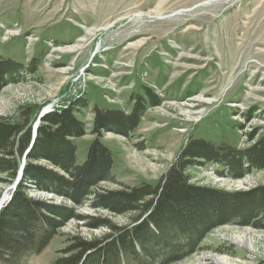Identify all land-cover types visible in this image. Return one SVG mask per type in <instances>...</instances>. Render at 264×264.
<instances>
[{
  "label": "rangeland",
  "instance_id": "1",
  "mask_svg": "<svg viewBox=\"0 0 264 264\" xmlns=\"http://www.w3.org/2000/svg\"><path fill=\"white\" fill-rule=\"evenodd\" d=\"M0 57L23 66L40 59L36 73L0 88V116L16 119L19 108L29 104H39L40 114L75 96L87 100L77 114L87 128L75 139L78 162L96 137L93 106L130 113L131 95L144 96V88L160 98L146 107L133 132L101 131L116 182H101L100 188L155 183L190 138L245 148L250 133L254 139L264 135V0H0ZM217 169L206 162L186 171L192 183L227 191L264 184V168L241 179ZM16 177L7 183L9 177L0 175V200L10 197ZM29 185L32 197L72 205ZM74 210L127 222L87 202ZM104 231L89 228L83 219H68L29 264H51L69 237L89 239ZM239 235L252 247L237 242ZM199 246L172 264H257L264 260V229L224 224Z\"/></svg>",
  "mask_w": 264,
  "mask_h": 264
},
{
  "label": "trees",
  "instance_id": "2",
  "mask_svg": "<svg viewBox=\"0 0 264 264\" xmlns=\"http://www.w3.org/2000/svg\"><path fill=\"white\" fill-rule=\"evenodd\" d=\"M39 64L37 57L27 66L0 57V88L33 75ZM131 100L130 113L93 106L92 133L96 137L83 162L77 160L75 139L87 129L77 116L88 105L85 98L75 96L44 113L34 138L32 127L39 104L21 106L16 119L0 116V175L9 177L7 183L17 176L20 158L29 148L16 187L0 208V264H29L73 218L105 231L89 239L69 237L61 256L51 264H172L200 248V241L221 225L264 229V184L227 191L192 183L186 171L210 162L218 166V174L241 179L252 170L263 169L264 135L254 139L250 133L251 143L245 148L190 138L155 183L118 182L119 188H100L101 182H116L112 152L100 140L101 131L127 135L137 129L147 106L160 103L148 88H144V96L133 94ZM31 183L72 205L28 195ZM86 202L94 210L125 216L127 222L117 224L108 217L77 214L74 206Z\"/></svg>",
  "mask_w": 264,
  "mask_h": 264
},
{
  "label": "water",
  "instance_id": "3",
  "mask_svg": "<svg viewBox=\"0 0 264 264\" xmlns=\"http://www.w3.org/2000/svg\"><path fill=\"white\" fill-rule=\"evenodd\" d=\"M44 113H46V111H41V113L38 115L37 121H36V123H35V125H34V129H33V138H34L35 133H36L37 125H38V123L40 122V118H41V116H42ZM33 138H32V139H33ZM31 143H32V142H31ZM28 150H29V148H27L26 151H28ZM21 172H22V166H21V168H20L19 171H18V174H17V177H16V181H15V183H14V185H13V188L16 187V184H17V182H18V180H19V178H20ZM3 202H4V198H2V199L0 200V208H1V206L3 205Z\"/></svg>",
  "mask_w": 264,
  "mask_h": 264
},
{
  "label": "bare ground",
  "instance_id": "4",
  "mask_svg": "<svg viewBox=\"0 0 264 264\" xmlns=\"http://www.w3.org/2000/svg\"><path fill=\"white\" fill-rule=\"evenodd\" d=\"M237 242H239L242 245H246V246L252 247L251 242L247 239V237H244L243 235L242 236L239 235V239L237 240ZM213 260L216 263L223 262V260L218 259V258H213Z\"/></svg>",
  "mask_w": 264,
  "mask_h": 264
}]
</instances>
